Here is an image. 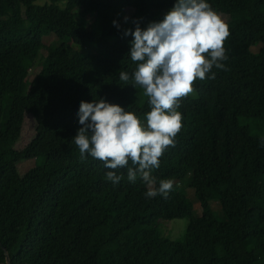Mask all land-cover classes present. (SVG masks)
Here are the masks:
<instances>
[{"label":"trees","instance_id":"1","mask_svg":"<svg viewBox=\"0 0 264 264\" xmlns=\"http://www.w3.org/2000/svg\"><path fill=\"white\" fill-rule=\"evenodd\" d=\"M47 1L0 0V264L3 250L10 264H264V0H206L228 25L226 70L214 66L179 102L182 128L151 173L157 186L173 181L166 198H146L147 185L139 176L130 182L126 168L82 157L73 137L80 102L101 98L147 126L149 98L132 86L133 37L123 31L135 29L133 19L141 28L162 20L177 0ZM114 6L132 9L119 29L109 17ZM76 10L95 13L97 28L77 23ZM119 71L129 73L127 83ZM24 128L32 138L18 148ZM28 159L33 166L20 174L17 164ZM108 171L120 182L108 181ZM189 173L198 217L179 187ZM183 217L181 241L157 228L159 219Z\"/></svg>","mask_w":264,"mask_h":264},{"label":"clouds","instance_id":"2","mask_svg":"<svg viewBox=\"0 0 264 264\" xmlns=\"http://www.w3.org/2000/svg\"><path fill=\"white\" fill-rule=\"evenodd\" d=\"M132 23L135 29H124L123 35L133 37L128 53L137 62L131 73L132 86L139 85L149 98L147 126L133 112L103 98L81 101L77 114L80 127L73 138L82 157L89 153L103 161L106 169L126 168L130 182L135 183L139 176L147 185L146 198H166L173 181L160 180L157 186L152 170L159 168L160 157L174 146L182 128L177 111L180 100L190 95L195 81L204 80L214 66L226 70L223 45L230 33L206 0H177L162 20L151 21L145 28L139 19ZM113 25L120 28L115 20ZM209 78L215 79V73ZM119 79L127 83L130 75L119 71ZM106 179L117 184L122 176L108 171Z\"/></svg>","mask_w":264,"mask_h":264},{"label":"rangeland","instance_id":"3","mask_svg":"<svg viewBox=\"0 0 264 264\" xmlns=\"http://www.w3.org/2000/svg\"><path fill=\"white\" fill-rule=\"evenodd\" d=\"M35 3L38 5H44L47 4L49 5L50 2L47 0H35ZM56 7L59 9L64 8L65 2L64 1H58L54 3ZM75 21L79 24H81L83 27L87 29H96L98 24L95 21V13H88L86 15L79 14L78 10L75 11ZM132 15V9L129 7L125 6H114L110 10V21L114 18L115 21L120 25V27L125 26V21L124 17L127 16L129 17ZM228 18L225 17L224 20H227ZM44 42H46V45L49 44V48L52 49L56 45V40L53 36H50L49 38H45ZM258 48V45H254L251 47L252 51H256ZM84 50L90 51V48L87 47ZM46 55V48L41 50L38 53L37 60L33 64V66L28 70V72L25 74V77L22 79V87L20 89V92L23 94L25 93L28 83L34 78L35 75L38 74L40 67H41V58H43ZM30 120L26 119V123H29ZM248 125H251L249 121H247ZM246 123V124H247ZM27 128H24V131L22 133V138L17 144L18 148H21L25 144L29 142V140L32 138V134H27ZM34 164L33 159H28V160H22L17 164V169L20 174H23L28 168L32 167ZM186 167L190 171L191 163L186 162L185 163ZM191 178V173H189L181 182L179 185L180 189L183 191L185 194L186 198L191 204V211H192V216L193 217H198L201 214V207L199 200L193 190V188L189 185V181ZM211 207L213 211L220 216V210L217 205V203L212 202ZM189 222L188 217H183V218H173V219H159L157 220V228L163 236L174 240V241H181L183 238V235L185 233L187 224Z\"/></svg>","mask_w":264,"mask_h":264},{"label":"water","instance_id":"4","mask_svg":"<svg viewBox=\"0 0 264 264\" xmlns=\"http://www.w3.org/2000/svg\"><path fill=\"white\" fill-rule=\"evenodd\" d=\"M3 251L5 253V261H6V264H10V262H9V256H8L7 252L5 250H3Z\"/></svg>","mask_w":264,"mask_h":264}]
</instances>
